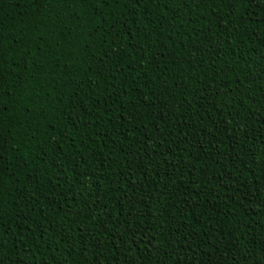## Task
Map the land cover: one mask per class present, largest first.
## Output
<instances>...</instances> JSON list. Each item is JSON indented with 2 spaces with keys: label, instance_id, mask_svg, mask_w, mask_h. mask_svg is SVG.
Listing matches in <instances>:
<instances>
[{
  "label": "trees",
  "instance_id": "obj_1",
  "mask_svg": "<svg viewBox=\"0 0 264 264\" xmlns=\"http://www.w3.org/2000/svg\"><path fill=\"white\" fill-rule=\"evenodd\" d=\"M0 264H264V0H0Z\"/></svg>",
  "mask_w": 264,
  "mask_h": 264
}]
</instances>
